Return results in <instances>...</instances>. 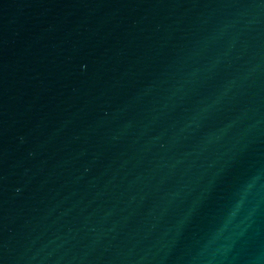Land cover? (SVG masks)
<instances>
[{
  "label": "water",
  "instance_id": "95a60500",
  "mask_svg": "<svg viewBox=\"0 0 264 264\" xmlns=\"http://www.w3.org/2000/svg\"><path fill=\"white\" fill-rule=\"evenodd\" d=\"M0 264H264V0H0Z\"/></svg>",
  "mask_w": 264,
  "mask_h": 264
}]
</instances>
